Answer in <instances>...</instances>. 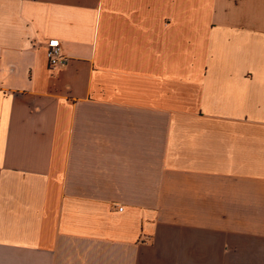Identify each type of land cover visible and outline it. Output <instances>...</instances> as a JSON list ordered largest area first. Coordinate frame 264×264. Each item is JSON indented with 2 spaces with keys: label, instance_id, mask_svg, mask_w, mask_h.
<instances>
[{
  "label": "crops",
  "instance_id": "1",
  "mask_svg": "<svg viewBox=\"0 0 264 264\" xmlns=\"http://www.w3.org/2000/svg\"><path fill=\"white\" fill-rule=\"evenodd\" d=\"M0 264H264V0H0Z\"/></svg>",
  "mask_w": 264,
  "mask_h": 264
},
{
  "label": "built area",
  "instance_id": "2",
  "mask_svg": "<svg viewBox=\"0 0 264 264\" xmlns=\"http://www.w3.org/2000/svg\"><path fill=\"white\" fill-rule=\"evenodd\" d=\"M47 58L51 67H65L69 60L63 55L60 43L58 40H50L48 42Z\"/></svg>",
  "mask_w": 264,
  "mask_h": 264
}]
</instances>
